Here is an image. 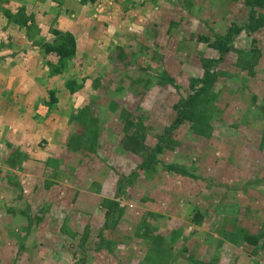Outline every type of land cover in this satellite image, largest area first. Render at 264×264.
Returning a JSON list of instances; mask_svg holds the SVG:
<instances>
[{
  "label": "rangeland",
  "instance_id": "1",
  "mask_svg": "<svg viewBox=\"0 0 264 264\" xmlns=\"http://www.w3.org/2000/svg\"><path fill=\"white\" fill-rule=\"evenodd\" d=\"M32 2H0V78L22 52L43 77L61 64L47 47L68 29L37 20ZM75 2L69 18L96 56L82 48L53 75L66 113L21 148L26 133L0 108V264H264V6L147 0L127 37L101 35L115 0L90 17ZM58 134L69 148L52 146ZM44 150L60 162L46 175ZM59 182L69 189L44 195Z\"/></svg>",
  "mask_w": 264,
  "mask_h": 264
},
{
  "label": "crops",
  "instance_id": "2",
  "mask_svg": "<svg viewBox=\"0 0 264 264\" xmlns=\"http://www.w3.org/2000/svg\"><path fill=\"white\" fill-rule=\"evenodd\" d=\"M1 1L5 2L6 0H0V2ZM58 1L59 2H55L54 0H46V1L45 0H33L32 10H33V13L35 14L36 19L37 20H40V19L52 20V22H54L55 25L59 29L61 30L68 29L64 31L69 32V33L73 32V30L77 31L81 40L80 42L76 41L77 43L76 53L79 54V52L82 51V48H83L85 49L87 53L85 57L88 56V59L91 60V62L94 61L93 59L95 58L96 55L91 53V52H94L93 50H88L89 48L85 47V45H87L88 42L82 37L85 27L80 25V23L75 22V20H71L69 18V15H70L69 13L72 10L69 5H71L72 2L76 1L75 2L76 8L74 9H76L78 12L74 14L80 13L79 14L80 16L85 17V15H88V17H90L91 16L90 13L92 12L87 13V8L92 7L93 5H95L97 1H100V0H94V1L92 0H88V1L58 0ZM101 1H107V0H101ZM112 1L114 2V0ZM146 1L147 0H115V2H117L116 6H121L120 7L121 9L120 11L119 9H117L118 13H115L114 17H112L110 13L109 17H112V18L102 17V19L105 20V23L104 24L99 23V28L103 30L101 32V35H103V33L106 34V32H111V31L113 32L114 30L120 34L122 31H128L129 34H127L126 36L131 37L130 35L134 34V32H130V30L132 29V26L134 24L138 23L134 15L132 16V14L134 13L133 5L142 4ZM91 11H92V8H91ZM0 21H2L1 23L2 25L4 24L3 26L0 27V29H7L5 28V25H7L6 19L0 16ZM61 21L63 22L66 21L68 27H65V28L60 27ZM107 22H108V26L106 27ZM121 23H123L122 27L120 25ZM117 24L121 28H119ZM99 28H98V25H92V28H90L91 35H93L92 31L100 30ZM6 31L7 30H1L0 33L4 35L8 33ZM120 43H121V40H120ZM117 44L119 43L114 44V41H113L112 44H109L110 46L100 50L101 57L98 58V60L100 61L102 65L106 63L104 59H107L105 58L106 56L105 53L107 52V50L111 49V50L116 51L118 49V46L116 47ZM0 50H3V48L1 47ZM34 58L33 57L31 58L29 54H25V52L24 53L22 52L21 58L18 59L19 61L4 60L1 62L2 63L1 66L6 68V71H5L6 75L0 78V99H1L0 108L4 109L3 111L4 114L12 116V118L10 119L11 121L15 119L13 122V124L15 125L14 132L16 130H19L21 132L26 133V135H23V136L20 134V139H15V140H19L18 144L20 145L21 148H24L30 141L33 142L35 139H38V141L40 140V142H43L44 141L43 134L47 132L46 131L47 128L45 127V125L52 124L55 127V122L58 121V119L59 120L61 119L60 115H63L66 113V112L63 113L60 110H57L60 107L61 99H60V96L58 93L59 91L57 87L58 76L56 77L53 76L56 73H60V70L62 69L61 64L58 67L53 66V71L55 69H60L59 72L52 71V73H50L49 76L43 77L42 74L40 75L37 73H39L40 71H42L41 73H45L46 68L44 67L43 64L40 65L42 63L41 59H37V58L34 59ZM7 62H10V63H7ZM64 70L65 69H63V73L65 74ZM35 75L36 76L38 75V78ZM53 99H56V102H53L52 104H50V102ZM17 100H20L21 102L19 103ZM5 109H8V110H5ZM13 109H15V112H13ZM14 115L17 116V118H15ZM67 116H70L69 112H67ZM21 117H24V118H21ZM75 122L77 124L76 120L73 121V123ZM63 129H64V126L61 127V125H59L58 128L55 130L56 132H60V131H63ZM56 136H59L60 138H56L54 140V144L52 143L53 144L52 146H55V148H59V149H65L67 147L68 148L70 147L69 143L73 137L72 135L65 137V135L63 136L62 134H58V135H54L53 138H55ZM46 150H44L43 152V154H46L45 157L42 156L41 160L38 162V163L44 164L41 166L44 168L43 173L45 175L48 173L47 171H48V168H50L51 160H53L54 162V163H51L52 165L57 166V164L58 165L60 164V162H58L59 160L58 155H53L52 153H49ZM56 175H59V172H57V168H56L55 176ZM45 177L46 176H44V178ZM57 185L58 186H54L50 188V190L44 193V195L51 196L54 193L58 194L59 188L61 191L62 189L64 190L65 188H67L66 190L69 189L68 187H66L67 185L60 184V182ZM106 202H107V199H106Z\"/></svg>",
  "mask_w": 264,
  "mask_h": 264
},
{
  "label": "trees",
  "instance_id": "3",
  "mask_svg": "<svg viewBox=\"0 0 264 264\" xmlns=\"http://www.w3.org/2000/svg\"><path fill=\"white\" fill-rule=\"evenodd\" d=\"M84 1H88V0H84ZM92 1H94V0H92ZM246 2L252 6H254V5L255 6L256 5L264 6V0H246ZM21 22L24 24V22L26 23V20L25 21L23 20ZM55 34H57L58 38H57V40H55V42H53V44L52 43L50 45L48 44L47 50H49V51L53 50L54 52H56L57 53L56 55L59 56L60 63L62 64V63H65L66 59H68V58H70L76 54L77 43H76V39H75L74 35L71 33H64L62 31L55 30ZM228 40L230 41V37L228 38ZM223 45H224V43L220 42V46L222 47ZM59 70L60 69H55L56 72H59ZM53 102H56V99H53L50 102V104H52ZM179 115H181V117H182L185 115V112L179 111ZM178 121L176 123H178ZM128 123H130L129 125H131L132 121L130 120ZM245 237L248 239L253 238L255 243L257 242V240H256L257 236H252L250 234H246ZM261 237H262V245L264 246V230L261 233Z\"/></svg>",
  "mask_w": 264,
  "mask_h": 264
}]
</instances>
